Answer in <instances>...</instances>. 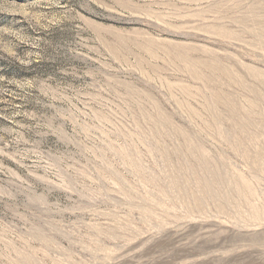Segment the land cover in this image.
Masks as SVG:
<instances>
[{
  "label": "rangeland",
  "instance_id": "374dc122",
  "mask_svg": "<svg viewBox=\"0 0 264 264\" xmlns=\"http://www.w3.org/2000/svg\"><path fill=\"white\" fill-rule=\"evenodd\" d=\"M0 264H264V0H0Z\"/></svg>",
  "mask_w": 264,
  "mask_h": 264
}]
</instances>
